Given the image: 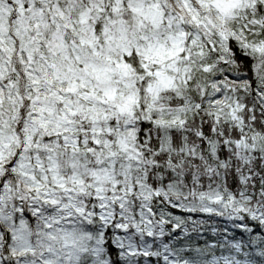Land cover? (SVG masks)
I'll use <instances>...</instances> for the list:
<instances>
[{
	"label": "snow or ice",
	"instance_id": "obj_1",
	"mask_svg": "<svg viewBox=\"0 0 264 264\" xmlns=\"http://www.w3.org/2000/svg\"><path fill=\"white\" fill-rule=\"evenodd\" d=\"M0 264H264V0H0Z\"/></svg>",
	"mask_w": 264,
	"mask_h": 264
}]
</instances>
